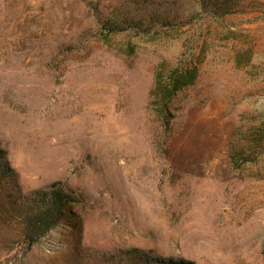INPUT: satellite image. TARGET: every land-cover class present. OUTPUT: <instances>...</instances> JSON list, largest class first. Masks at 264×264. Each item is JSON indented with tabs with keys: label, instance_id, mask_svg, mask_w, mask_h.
<instances>
[{
	"label": "rangeland",
	"instance_id": "1",
	"mask_svg": "<svg viewBox=\"0 0 264 264\" xmlns=\"http://www.w3.org/2000/svg\"><path fill=\"white\" fill-rule=\"evenodd\" d=\"M239 1L219 16L200 0H0L7 187L61 181L77 196L0 264H100L128 248L145 253L135 264H264V152L229 160L233 135L264 121V0ZM131 14L150 32H102ZM183 63L198 77L166 127L156 74Z\"/></svg>",
	"mask_w": 264,
	"mask_h": 264
},
{
	"label": "trees",
	"instance_id": "2",
	"mask_svg": "<svg viewBox=\"0 0 264 264\" xmlns=\"http://www.w3.org/2000/svg\"><path fill=\"white\" fill-rule=\"evenodd\" d=\"M208 12L215 15L231 13L240 6L239 0H200ZM172 17V15H169ZM166 14L160 16L165 22L170 19ZM144 17L134 14L123 19H107L103 23L102 32L110 34L128 29L139 32H150ZM198 67L179 64L167 69L166 73L159 71L152 91L153 104L157 108L158 117L171 124L174 113L171 103L179 91L195 84L198 77ZM244 140L233 135L230 142L229 160L237 168L255 162L264 152V121L245 127ZM6 151L0 149V254L22 249L26 256L52 229L56 228L71 212V204L77 200L72 190L62 185L61 181L34 189L28 193L14 194L9 192V161ZM69 213V214H68ZM145 253L142 250L120 249L102 254L96 262L100 264H135ZM102 257V262L100 258ZM150 258L146 255V259ZM152 258V257H151ZM150 258V259H151ZM9 262V259H7ZM164 262L173 263L172 259ZM177 264H192L186 260H177ZM21 264H26L25 261Z\"/></svg>",
	"mask_w": 264,
	"mask_h": 264
}]
</instances>
